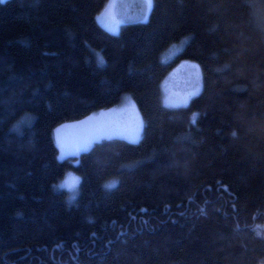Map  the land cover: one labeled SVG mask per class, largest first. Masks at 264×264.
Listing matches in <instances>:
<instances>
[{"label":"trees","instance_id":"obj_1","mask_svg":"<svg viewBox=\"0 0 264 264\" xmlns=\"http://www.w3.org/2000/svg\"><path fill=\"white\" fill-rule=\"evenodd\" d=\"M108 1L0 3V264L263 262L264 0H153L113 32L96 21ZM182 60L202 90L168 108ZM125 95L137 141L59 159L57 127Z\"/></svg>","mask_w":264,"mask_h":264},{"label":"rangeland","instance_id":"obj_2","mask_svg":"<svg viewBox=\"0 0 264 264\" xmlns=\"http://www.w3.org/2000/svg\"><path fill=\"white\" fill-rule=\"evenodd\" d=\"M145 3H146V0H109L107 4L105 5V7L103 8V10L96 16V21L98 24L105 27L109 31L113 32V30H111L112 27H114L115 29L114 31H118L120 27L125 23L145 20L144 15H143L145 12V9H144ZM101 16L104 17L105 23H102L101 20L99 19V17ZM175 53H176V50L173 52V55ZM194 87H199L200 91L202 90V77H201L200 67L197 63L193 61L182 60L168 72L165 79L161 83V101H162L163 106L168 107V108H178V107L186 106L183 104H178L175 106H166L163 103V97L166 94L165 88L167 89L168 96L172 97L173 99L179 100L183 98L184 96H186L188 93H190ZM195 96H192L190 100L194 98ZM123 98L121 102L115 107L107 109V110H102V111L92 114L97 117V122L105 123V124H108L114 127H125V128H128L129 130L133 129L135 126L136 117H135V114L123 111V106H124ZM111 110H114V111H111ZM101 113H103L104 115H101ZM75 123L77 122L68 123L64 125H72ZM141 133L142 131L140 132L138 138L136 139H130L128 136H114V137H121L129 141H137L140 138ZM81 134H82V130L79 128H74V127L65 128L62 133L65 139V142L67 144H71L74 141H76L80 137ZM102 139H107V137H104ZM54 141L56 144L55 130H54ZM98 141H95V142H98ZM56 147L58 149L59 159L62 160L60 158V149L57 146V144H56ZM79 154H67L63 157V159L78 156ZM74 175L77 176L76 174ZM66 177L67 175H65V177L61 180L60 185L62 184V182L65 180ZM76 187H78V185ZM76 187L70 189L67 186H63L62 188L70 192H73L75 191ZM259 264H264V261Z\"/></svg>","mask_w":264,"mask_h":264},{"label":"snow or ice","instance_id":"obj_3","mask_svg":"<svg viewBox=\"0 0 264 264\" xmlns=\"http://www.w3.org/2000/svg\"><path fill=\"white\" fill-rule=\"evenodd\" d=\"M6 0H0V3H4ZM154 8L153 0H146V3L144 4V19L147 20L148 15ZM102 23H105L104 17H99ZM107 26V25H106ZM111 30H115L114 27L111 28ZM105 61L103 57L100 58V64H104ZM166 83V82H165ZM200 92L199 87H194L193 90L188 93L183 98L176 100L172 97L167 95V89L165 88V95L163 97V103L166 106H175L178 104L187 105L189 103V100L192 96L198 95ZM124 106L123 111L135 114V126L133 129L129 130L125 127H114L105 123L97 122V117L95 115L89 116L84 120H81L75 124L72 125H62L61 127L55 129V139L56 144L60 149V158L63 159V157L67 154H79L80 152H87L91 149L93 143L95 141L101 140L104 137H107L111 139L114 136H128L130 139H136L138 138L140 132L144 129L145 124L144 120L140 117L137 109V104L133 100L131 95H125L124 96ZM114 111V110H111ZM101 115H104L101 113ZM195 115L193 114V120L192 122L195 123ZM68 127H74L79 128L82 130V134L80 137L74 141L71 144H67L65 142V139L62 135L63 130ZM233 135H235L233 133ZM80 182V177L75 176L73 173L69 172L67 174V177L60 185L61 187L67 186L68 188L72 189L75 188ZM111 187L112 185H108Z\"/></svg>","mask_w":264,"mask_h":264}]
</instances>
